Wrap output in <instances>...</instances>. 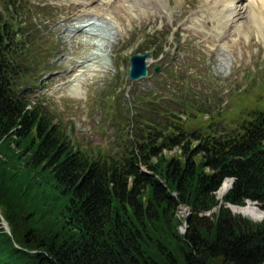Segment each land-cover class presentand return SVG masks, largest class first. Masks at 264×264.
<instances>
[{
    "label": "trees",
    "instance_id": "obj_1",
    "mask_svg": "<svg viewBox=\"0 0 264 264\" xmlns=\"http://www.w3.org/2000/svg\"><path fill=\"white\" fill-rule=\"evenodd\" d=\"M22 21L0 13V209L10 225L0 216V264H264V219L229 206L252 199L264 210V113L241 130L179 125L167 136L147 117L152 126L133 124L125 148L91 153L31 97L49 47ZM173 144L183 157L162 152ZM226 176L235 180L220 198ZM181 205L191 213L181 217Z\"/></svg>",
    "mask_w": 264,
    "mask_h": 264
},
{
    "label": "rangeland",
    "instance_id": "obj_2",
    "mask_svg": "<svg viewBox=\"0 0 264 264\" xmlns=\"http://www.w3.org/2000/svg\"><path fill=\"white\" fill-rule=\"evenodd\" d=\"M105 1L20 0L23 10L12 12V4L0 0L3 18L37 28L38 39L45 45L42 49L49 47L27 85L34 90L33 99L66 129L76 146L94 154L120 151L138 120L144 121L142 130L147 133L152 126L145 122L147 117L160 121L167 136L179 125L216 134L241 130L255 113H264L262 0L255 9L247 5L228 30L211 0H160L158 5H135L131 10L121 0H113L114 12ZM39 2L51 8L38 7ZM95 10L103 16L98 20V35L89 41L88 34L73 28L84 23L66 19L89 14L90 22L97 17ZM145 50L151 51L149 74L133 80L130 57ZM95 53L99 58L92 59ZM165 139L161 137L159 143ZM162 152L183 157L181 144L164 146ZM218 190L220 198L228 191L220 194ZM246 204L259 207L252 199ZM233 205L239 204H229ZM190 213L189 206H180L181 217ZM187 224L180 225L181 231Z\"/></svg>",
    "mask_w": 264,
    "mask_h": 264
},
{
    "label": "bare ground",
    "instance_id": "obj_3",
    "mask_svg": "<svg viewBox=\"0 0 264 264\" xmlns=\"http://www.w3.org/2000/svg\"><path fill=\"white\" fill-rule=\"evenodd\" d=\"M113 0H106L104 2V4H108L107 5V9L113 11V7H115L117 9V6L113 5ZM214 1V5L213 8L214 10L221 16V20H222V26L224 28H226L228 30L230 24L232 22H235L237 20V18L243 14V10L248 6H251L252 9L256 8V4H258V0H211ZM262 2L264 3V0H262ZM121 4L123 6H125L127 9H132L133 6L135 5H143V6H150L151 4L153 5H158L160 4V0H121ZM212 7V6H211ZM106 9V10H107ZM96 11V10H95ZM213 11V12H215ZM94 12V11H93ZM100 12V11H99ZM98 11L94 12V14L97 16L96 19L94 20H87V15L89 14H85V15H78V16H68L66 21L72 22V21H77L79 23H84V24H79V26H74V29H81V31H83L84 33H86V35L88 36L87 40L91 41V39L96 38V35H98V31L97 28L99 26L98 20L100 18H102V14H100ZM114 12V11H113ZM109 13V12H108ZM105 14V13H104ZM93 15V14H92ZM90 16V15H89ZM79 17V18H78ZM127 17V16H126ZM105 19V17H103ZM219 18V19H220ZM101 20V19H100ZM109 21V20H108ZM106 22V21H105ZM110 23V22H109ZM101 25V24H100ZM106 26V25H105ZM238 27L240 25H237ZM236 26V27H237ZM72 28V29H73ZM110 29V27H108ZM112 29V28H111ZM99 30V29H98ZM100 31V30H99ZM105 31V30H104ZM226 31V30H225ZM102 32V31H101ZM113 32V31H112ZM84 33H74V35H85ZM90 33V34H89ZM100 33V32H99ZM107 35V33H105ZM113 34V33H112ZM111 34V35H112ZM105 35V36H106ZM112 37V36H111ZM102 38V37H100ZM105 38V37H104ZM98 40H102V39H98ZM106 40H109L110 43V36H108V38ZM109 46V44H107ZM96 56H91L92 59H96L99 58L98 53H95ZM90 58V59H91ZM100 60V59H99ZM76 62V61H73ZM101 62V61H99ZM60 70H65L63 69V67L61 66V63H57L56 65ZM103 66V65H102ZM85 67V66H84ZM88 67H93V65L88 66ZM87 67V68H88ZM94 69V68H93ZM232 183V180L230 177H227L224 182L222 183L220 189L218 190L220 194H224L226 192V190H228V188L230 187ZM249 205V206H248ZM251 204H246V205H233V208L236 211H241L245 214H249L253 217H257V216H261L264 215V210H260L259 207L256 206H250ZM242 207V208H239ZM255 207V208H254ZM257 208V209H256ZM259 209V210H258Z\"/></svg>",
    "mask_w": 264,
    "mask_h": 264
},
{
    "label": "water",
    "instance_id": "obj_4",
    "mask_svg": "<svg viewBox=\"0 0 264 264\" xmlns=\"http://www.w3.org/2000/svg\"><path fill=\"white\" fill-rule=\"evenodd\" d=\"M149 54H150V51L147 50V51H145L143 53L137 52V53H134V54L131 55V57H130L129 75H130V77L132 79H134V80L135 79H139L140 77L146 76L148 74L147 57L149 56ZM159 68H160V66L156 65L155 71H158ZM230 178H231V180L233 182L234 177L232 176ZM232 184L233 183H231L230 187L232 186ZM232 209H233V207H232ZM241 213H243V212H241ZM0 216L3 218V222L5 224L6 229L8 231H10V225H9L8 221L4 218V216L2 215L1 212H0Z\"/></svg>",
    "mask_w": 264,
    "mask_h": 264
},
{
    "label": "clouds",
    "instance_id": "obj_5",
    "mask_svg": "<svg viewBox=\"0 0 264 264\" xmlns=\"http://www.w3.org/2000/svg\"><path fill=\"white\" fill-rule=\"evenodd\" d=\"M255 222H259V220L264 219V215L253 217L252 218Z\"/></svg>",
    "mask_w": 264,
    "mask_h": 264
}]
</instances>
